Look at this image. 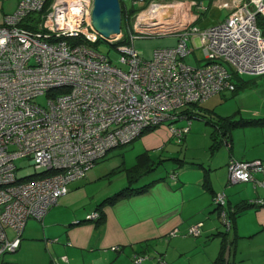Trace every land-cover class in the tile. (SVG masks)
<instances>
[{
  "label": "built area",
  "instance_id": "built-area-1",
  "mask_svg": "<svg viewBox=\"0 0 264 264\" xmlns=\"http://www.w3.org/2000/svg\"><path fill=\"white\" fill-rule=\"evenodd\" d=\"M45 2L20 0L0 23V254L15 251L25 221L41 219L110 149L130 142L145 127L178 117L176 109L185 104L234 89V74L264 73V34L256 22L257 15L264 16V0H234L228 16L204 29L195 24L199 13L193 12V6L207 8L204 0H151L147 15L136 14L134 31L176 33L179 40L144 58L133 46L132 32L131 44L115 46L122 67L92 47L103 38L92 23L93 0H51L43 10ZM154 5L160 8L151 13ZM177 10L180 17L173 19ZM33 12L42 18L33 20L36 29L22 24ZM121 37L120 32L103 39L113 44ZM194 37L205 59L201 65L178 60L195 48ZM39 95L45 101L39 102ZM169 125L178 139L189 130V125ZM24 156L32 171L45 174L18 175L22 165L15 160ZM263 167L258 158H231L229 180H253L252 172ZM213 199L230 226L224 193ZM249 202L264 204V198ZM98 216V210L86 214L91 220ZM5 226L15 232L12 238ZM200 226H189L187 233L198 235ZM144 258L135 254L133 261L140 264Z\"/></svg>",
  "mask_w": 264,
  "mask_h": 264
},
{
  "label": "crops",
  "instance_id": "crops-1",
  "mask_svg": "<svg viewBox=\"0 0 264 264\" xmlns=\"http://www.w3.org/2000/svg\"><path fill=\"white\" fill-rule=\"evenodd\" d=\"M169 1L184 0L157 2ZM233 1L204 0L207 6L205 10L210 7L224 9L225 18L232 11L230 7ZM223 2L229 7L221 5ZM193 40L199 46V39L194 37ZM243 74L236 76V80L233 77L234 89L223 90L228 91V94L234 93L254 81L244 80ZM256 76L264 77V73ZM254 83H260L256 89L263 101L257 110L263 112L249 118L264 117V81ZM209 97L197 104L189 103L177 108L179 117L174 121L184 117L182 112L186 109L199 112L204 117L206 112L201 104ZM206 110L212 115L204 118L214 120L215 111L211 112L210 108ZM170 122L168 120V124ZM191 124L187 133L194 131ZM205 133L202 134L206 136ZM216 133L218 135L222 131ZM226 134L229 146L221 144L214 151L209 148L207 167L205 161L198 162L203 167L176 164L166 176L155 178L146 191L102 206L103 219L100 221L96 220L99 216L92 220H85V216L91 210L99 211L97 205L116 189L98 195L89 207L80 206V194L77 192L80 188L75 182L89 168L81 178L71 183L74 184L69 186L67 193L59 197L41 219L30 217L25 221L18 248L0 254V264H135V254L145 255L140 264H157L159 259L164 264H212L219 254L223 237L231 242L225 247L226 264H245L244 261L255 255L262 258L264 204L247 206L227 226L219 213L220 209L214 207L212 200L216 193H224L227 210L242 201L264 198V167L252 172L253 180L231 182L228 176V162L231 158L264 160V124L237 126L229 129ZM156 148L149 147L138 153L137 162L138 155L142 156L144 164L153 161L149 150ZM74 220L82 221L75 223ZM196 223L201 224V232L198 235L188 234V227ZM5 230L9 238L15 235L11 227L5 226ZM172 230L178 231L170 234ZM245 239L248 244L241 243ZM238 254H241L240 257ZM63 255L67 261L61 258ZM251 264H264V261Z\"/></svg>",
  "mask_w": 264,
  "mask_h": 264
},
{
  "label": "rangeland",
  "instance_id": "rangeland-1",
  "mask_svg": "<svg viewBox=\"0 0 264 264\" xmlns=\"http://www.w3.org/2000/svg\"><path fill=\"white\" fill-rule=\"evenodd\" d=\"M19 1L20 0H0V23L3 22L4 15L12 12ZM150 1L151 0H120L121 7L123 6L131 11L129 19L126 18L121 22L122 29L125 31L126 37L124 41L120 42V44H131L130 34L132 32L135 35L137 34L131 29L132 19L133 17L135 19V15L138 13V10L141 7H146ZM193 12L199 13L198 20L195 22L199 29L206 28L215 21L224 18L226 15L224 9L219 10L211 7L203 11L196 8V6H193ZM180 14V11L177 10V14L173 17V19L180 17ZM144 15H147V13L145 12ZM31 16H35V21L42 19L39 17L38 12H33ZM121 33L123 36V32ZM135 35L132 36L133 46L144 58H150L152 51L155 48L171 47L176 45L179 40L176 33L163 35ZM116 45L110 44L103 38H100L97 42L92 44V47L96 49L97 52L100 51L107 53L114 65L122 67L118 61L120 52L116 50ZM188 45L189 47L192 46L191 39L188 40ZM178 60L192 65H201L205 62L202 49L199 46H195V48H193L185 56H179ZM246 73L242 75L244 80L264 81V77L256 76L257 74L250 75L252 73ZM254 81H251L246 88H241L234 91V93L230 92L228 94V91L223 90L209 97L201 104L205 108H202L203 111L206 112L205 116L210 117L212 115L210 111L208 112L206 110V108H210V110L213 109L215 111V114H213L214 120L217 119V115H233L235 118H241L257 117L258 114H262L263 111L257 110L260 109V105L263 101L256 89L259 88L260 83H257L256 85ZM37 100L39 102H43L45 101V96L39 95ZM191 123H193L194 131L192 130L189 133H184L179 139L175 135L171 136V132L168 133L170 131V125L168 124V120H166L162 123L165 124L164 126L162 124H157L152 129L138 135L131 142L124 143L110 149L103 157L97 160L94 166L90 168L86 174L78 180V182H75L80 188L77 191L80 194L79 205L82 207H89L92 200L98 195L111 193L108 191H114V189H118L125 184H128L129 170L134 168V165L137 164L136 155L141 151H146L149 147H157L156 149L149 150L153 159L150 163L157 164L160 159H163V161L157 164L153 171L141 176L135 185L143 184L150 181V179L166 176L167 173L170 172L177 164L173 159L166 158H180L189 162L205 161L204 165L207 167V161L210 154L209 146L211 143L210 132L214 130V126L205 123V120L201 117L186 118L185 116L181 117L177 121H174L172 126L192 125ZM202 133H205L206 136ZM15 163L22 165L21 168H18V175H28L33 170V165L28 163L27 156L16 159ZM73 184L70 185L72 186ZM241 243L248 244V241L245 239ZM240 255L241 254H238L239 257ZM255 256H252V259L244 261L245 264H251L252 262L257 261L259 262L261 260L264 261V256L262 258L259 255Z\"/></svg>",
  "mask_w": 264,
  "mask_h": 264
},
{
  "label": "trees",
  "instance_id": "trees-1",
  "mask_svg": "<svg viewBox=\"0 0 264 264\" xmlns=\"http://www.w3.org/2000/svg\"><path fill=\"white\" fill-rule=\"evenodd\" d=\"M51 2V0H46L45 5L43 10L46 9V7L49 5V3ZM144 7H141L138 11H140L141 9H143ZM130 9H127L125 7H121V15H122V21L125 20L126 18L129 19L130 17ZM39 17H40V13H39ZM134 19V17H133ZM132 19V22H133ZM27 21L23 22L22 24L31 28V29H36V25L35 22L33 20H35V16H31V14H29L26 18ZM256 22L257 24L260 26L262 33L264 34V16L262 15H257L256 16ZM131 29L133 30V26H131ZM121 31L123 32V36L115 41L113 44H120L121 41L125 40L126 37V33L125 31L122 29V25H121ZM238 76L237 74H234V78ZM198 102H193V104H197ZM213 111V109L211 110V112ZM199 112H194V111H189L188 109L184 110L182 112V115H186L187 118H191V117H201L199 115ZM179 117V116H178ZM205 117V116H204ZM203 116L201 118H203L206 122H210L213 126H214V130H212L211 132V143H210V150L214 151L215 149H217V147L222 145H226L229 146V142L227 140V134L226 132H228L229 129L231 128H235L237 126H244V125H261L264 124V117H258V118H235L232 115H227V116H219L217 115V119L216 120H210L208 118H204ZM177 118V117H176ZM172 119L170 123H173V121L176 119ZM156 125H152L149 127H145L140 134H142L145 131H148L150 129H152L153 127H155ZM222 131V133H219L217 135L216 132ZM139 134V135H140ZM219 135H222L219 138ZM138 135H136L137 137ZM135 137V138H136ZM135 138H133L132 140H134ZM219 138V139H218ZM131 140V141H132ZM130 141V142H131ZM129 143V142H128ZM148 159V158H147ZM166 159H173L177 164L184 166V165H194L197 167H203L202 164L198 163V162H189L186 160H182L180 158H166ZM163 159H160V161L157 163L159 164L160 162H162ZM147 162V161H146ZM157 164L155 163H143V158L141 155H138V162L137 164L134 166V168L129 170V179H128V184H125L124 186L116 189V191L113 192V194L106 196L105 198H103L101 200V202L97 205V209H99V217L96 219L97 221H100L103 219V213L101 211L102 206L106 205V204H112L114 203L117 199L122 198V197H126V196H131V195H135V194H139L142 193L144 191H146V189L151 185V183H153L156 179H150V181H147L143 184H139V185H135L137 183V181L140 179L141 176L153 171ZM45 174L44 171H40V172H34L32 171L30 174L24 176V178H31V177H38ZM212 204L214 205V207L216 209H220V204L215 203L214 199L212 200ZM250 205H255L254 203H250L249 201H242L241 203L237 204V206L233 207V208H229L226 210L225 208V212H226V216L227 218L230 220V225L234 222V217L237 213H239L242 209L246 208L247 206ZM258 205H263V204H258ZM86 216H85V220H86ZM82 220H79V222H81ZM231 243L229 240L226 239V237H223L222 239V244H221V248L219 251L218 256L216 257V259L212 262V264H226V259L224 257V252H225V247Z\"/></svg>",
  "mask_w": 264,
  "mask_h": 264
},
{
  "label": "water",
  "instance_id": "water-1",
  "mask_svg": "<svg viewBox=\"0 0 264 264\" xmlns=\"http://www.w3.org/2000/svg\"><path fill=\"white\" fill-rule=\"evenodd\" d=\"M153 9L151 13L156 12ZM91 17L95 29L103 38L116 36L120 33L122 15L119 0H93ZM145 24L146 23H141V25Z\"/></svg>",
  "mask_w": 264,
  "mask_h": 264
},
{
  "label": "bare ground",
  "instance_id": "bare-ground-1",
  "mask_svg": "<svg viewBox=\"0 0 264 264\" xmlns=\"http://www.w3.org/2000/svg\"><path fill=\"white\" fill-rule=\"evenodd\" d=\"M153 8H154V9H153L154 11H157V10H159L160 6H156V5H154ZM145 12L147 13V12H149V10L142 11V12H141V15H144Z\"/></svg>",
  "mask_w": 264,
  "mask_h": 264
},
{
  "label": "clouds",
  "instance_id": "clouds-1",
  "mask_svg": "<svg viewBox=\"0 0 264 264\" xmlns=\"http://www.w3.org/2000/svg\"><path fill=\"white\" fill-rule=\"evenodd\" d=\"M119 1H120V0H119ZM148 6H149V4H148ZM148 6H147V7H148ZM147 7H146V8L144 7L143 9H141L140 11H138V13L141 12V11L146 10ZM135 17H136V15H135ZM133 20H134V19H133ZM132 24H133V22H132ZM133 30H134V29H133ZM120 32H122V31H120ZM134 32H135V31H134ZM135 33H136V32H135ZM139 35H140V34H139ZM105 41H107V40H105ZM107 42H108V41H107ZM108 43H109V42H108ZM89 220H91V219H89Z\"/></svg>",
  "mask_w": 264,
  "mask_h": 264
}]
</instances>
